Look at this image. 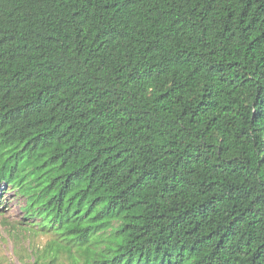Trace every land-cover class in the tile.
I'll return each instance as SVG.
<instances>
[{
	"label": "trees",
	"instance_id": "trees-1",
	"mask_svg": "<svg viewBox=\"0 0 264 264\" xmlns=\"http://www.w3.org/2000/svg\"><path fill=\"white\" fill-rule=\"evenodd\" d=\"M46 264H264V0H0V187Z\"/></svg>",
	"mask_w": 264,
	"mask_h": 264
},
{
	"label": "rangeland",
	"instance_id": "rangeland-1",
	"mask_svg": "<svg viewBox=\"0 0 264 264\" xmlns=\"http://www.w3.org/2000/svg\"><path fill=\"white\" fill-rule=\"evenodd\" d=\"M0 187V264H46L52 257V234L24 227L23 197Z\"/></svg>",
	"mask_w": 264,
	"mask_h": 264
}]
</instances>
